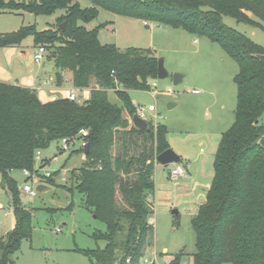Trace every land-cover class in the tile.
I'll return each mask as SVG.
<instances>
[{
    "label": "trees",
    "instance_id": "1",
    "mask_svg": "<svg viewBox=\"0 0 264 264\" xmlns=\"http://www.w3.org/2000/svg\"><path fill=\"white\" fill-rule=\"evenodd\" d=\"M90 1L91 6L82 7L78 0H0V13L62 11L47 29L29 24L0 32V47L20 46L32 36L36 47L50 50L59 79L69 72L75 87L90 88L89 98L81 102L69 97L43 102L34 88L0 81L1 184L15 215L14 228L0 237V264H18L13 255L33 235V210L24 207L11 171L38 173L46 165L38 168V153L64 138L69 145L81 141L71 153H85L86 162L71 170V185L62 187L81 193L85 207L105 224L92 233L105 242L103 247L77 250L92 264H145L152 247L154 171L158 155L171 147L168 127L148 122L149 128L140 129L124 113L137 112L128 90H150L159 59L151 48L121 50L115 43H102V25L88 29L83 24L96 19L100 8L206 36L238 63L235 120L221 135L206 200L192 219L193 264H264V45L223 20L229 15L264 29V0ZM109 90L122 106L110 101ZM82 129L87 135L80 134ZM58 149L65 151L61 144ZM44 182L54 185L52 178Z\"/></svg>",
    "mask_w": 264,
    "mask_h": 264
},
{
    "label": "rangeland",
    "instance_id": "2",
    "mask_svg": "<svg viewBox=\"0 0 264 264\" xmlns=\"http://www.w3.org/2000/svg\"><path fill=\"white\" fill-rule=\"evenodd\" d=\"M78 1L82 7L92 5L90 0ZM60 13L62 11L54 15H35L26 11H5L0 13V32H13L29 24H36L40 30L47 29L55 25L56 16ZM249 14L257 20L253 14ZM223 20L229 27L264 45L263 28L239 22L229 15H224ZM83 24L88 29L102 25L99 28V40L104 44L115 43L121 50L130 47L151 48L158 59L164 60L167 77L150 80V90L128 91L137 108L143 107L148 122L167 125L171 148L183 156L182 163L196 158L202 151L208 152L209 146L205 141L212 140L213 135L220 134L233 124L237 103L234 76L239 66L219 43L206 36L191 34L183 28H173L157 22L147 24L141 19L115 14L104 8H100L96 19ZM20 46L33 52V37L25 38ZM18 47H0V69L3 72H9L10 68L16 69L17 60H11L8 52ZM49 51L48 49L44 61L51 60L48 57ZM175 73L183 74V80L177 84L174 83ZM192 89H199L200 92L193 93ZM77 95L83 100L79 92ZM108 95L112 103L122 106V101L114 90H109ZM171 102L177 104L170 108ZM124 114L132 122V116L127 112ZM261 120L264 122V113ZM60 144L54 142L49 149L40 153L37 166L39 168L42 163L46 165L38 173H34V179L42 183L46 184L44 181L49 178L54 180V185L48 184V191H26V183L36 189L33 179L27 180L23 170L11 171V176L18 182L24 207L33 210L32 238L23 239L20 249L13 255L18 264H92L89 257L77 249L105 245L104 241H96L92 237L94 231L104 230L105 224L85 207L81 193L77 190L70 192L62 187V184L71 185V170L86 162L85 153H71V149L76 148L77 144L81 146V142H75L63 153H59ZM115 150L117 149L114 152ZM56 156L57 160H54ZM174 165H160L158 172V176H161L164 170V174L168 170L172 186L184 177H171L170 170ZM212 171L214 172L213 166ZM0 207L1 237L15 225L11 196L1 184V174ZM173 209H177L178 213H174ZM194 216L183 204H175L167 212L158 207L153 213L156 226L153 230L152 247L146 255L149 262L144 263L149 264L154 260L158 264H172L181 255L180 264H193L196 252V234L192 226ZM154 246L157 254L152 253Z\"/></svg>",
    "mask_w": 264,
    "mask_h": 264
},
{
    "label": "crops",
    "instance_id": "3",
    "mask_svg": "<svg viewBox=\"0 0 264 264\" xmlns=\"http://www.w3.org/2000/svg\"><path fill=\"white\" fill-rule=\"evenodd\" d=\"M7 49L10 50V48ZM35 49L36 46L34 45L33 52L31 53L24 46L8 50L11 60H17L16 69L10 68L9 72H3L0 69V81L34 88L43 102L69 97L72 91L79 92L83 96V99L89 98L90 88L75 87L69 72H63L62 79L57 77L59 69L53 60L48 62L43 60L37 63L34 58ZM223 132L213 135L212 140L205 141L209 146L208 152L202 151L196 158L189 159L187 163H178L185 168L187 175L173 186L169 183L170 176L168 170L166 174H164V170L161 176H158L159 167L162 164H156L154 171L155 192L153 195L155 210L159 207L162 211L167 212L175 204H183L193 214L197 213L199 206L202 204L201 202L206 200L207 191L212 182L214 155ZM78 147L79 145L77 144L76 148ZM180 156L183 160V156ZM150 221L155 227L156 219L153 215ZM153 248L152 253L157 254L155 246ZM165 257L169 256L165 255ZM155 258L156 256H154Z\"/></svg>",
    "mask_w": 264,
    "mask_h": 264
},
{
    "label": "water",
    "instance_id": "4",
    "mask_svg": "<svg viewBox=\"0 0 264 264\" xmlns=\"http://www.w3.org/2000/svg\"><path fill=\"white\" fill-rule=\"evenodd\" d=\"M157 76L159 78H164L168 76V71L166 70L164 66V60L162 58H159L158 60V74ZM174 83L177 84L183 80V74L181 73H175L174 74ZM176 105V103H169V107L172 108ZM132 123L140 129H146L149 128L148 121L139 116L137 113H135L132 116ZM85 151L88 152L89 144L86 143L84 144ZM159 163H161L164 166H168L172 163H179L181 162V156L177 154L171 147L166 149L165 151L161 152L158 157H157ZM48 184L45 183H39L36 186V191L37 192H45L48 191L50 188L48 187ZM174 213H178L177 209H173ZM96 218V215H94ZM172 264H180L179 260H175Z\"/></svg>",
    "mask_w": 264,
    "mask_h": 264
},
{
    "label": "built area",
    "instance_id": "5",
    "mask_svg": "<svg viewBox=\"0 0 264 264\" xmlns=\"http://www.w3.org/2000/svg\"><path fill=\"white\" fill-rule=\"evenodd\" d=\"M46 52H47V48L44 46V45H39V46H37L36 47V49H35V52H34V58H35V60L37 61V62H42L43 60H44V57H45V54H46ZM192 92L193 93H199L200 92V90L199 89H192ZM69 98L70 99H72V100H76V101H82V99H80V98H78V95H77V93L75 92V91H72L71 92V94L69 95ZM139 116H141L142 118H144L145 120H147V117H146V115H145V112H144V110H143V107H138L137 108V112H136ZM131 120H132V118H131ZM80 134H83V135H87V130H85V129H82L81 131H80ZM61 145H62V148L64 149V150H67V149H69L71 146H73V144H71V145H69L68 144V142H67V139H62V141H61ZM37 159H38V161L40 160V152L38 153V156H37ZM54 160H57V156L56 157H54ZM175 165L171 168V170H170V175H171V177L172 178H177V177H180V176H186L187 175V172H186V170H185V168L182 166V165H180V164H176V163H174ZM26 175H31V176H33V182H34V185L36 184H39V183H42V182H40V181H38V180H36V179H34L35 178V175L34 174H31L30 172H28V171H23ZM24 189L26 190V191H28V192H30V193H35L36 191V189L34 188V187H32L30 184H28V183H26L25 185H24ZM0 209H2L1 207H0ZM7 213V212H6ZM144 261L147 263V262H149V260L147 259V258H145L144 259Z\"/></svg>",
    "mask_w": 264,
    "mask_h": 264
}]
</instances>
